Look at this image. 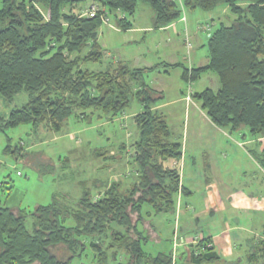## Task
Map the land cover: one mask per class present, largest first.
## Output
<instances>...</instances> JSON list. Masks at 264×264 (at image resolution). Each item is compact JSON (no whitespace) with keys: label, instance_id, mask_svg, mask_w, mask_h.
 I'll use <instances>...</instances> for the list:
<instances>
[{"label":"trees","instance_id":"16d2710c","mask_svg":"<svg viewBox=\"0 0 264 264\" xmlns=\"http://www.w3.org/2000/svg\"><path fill=\"white\" fill-rule=\"evenodd\" d=\"M82 1L2 0L0 94L13 101L25 91L29 99L8 115L0 114V131L7 133L31 124L35 129L45 125L58 133L72 115L81 117L77 110L85 114L84 119L113 120L136 97L143 107L134 115L139 130L131 154L136 179L124 190L117 182L108 185L97 199L83 183L75 208L59 205L56 199L29 213L0 206V264H67L85 251L87 241L99 264H174L173 251L153 254L145 247L155 239L152 233H158L145 216L144 205L155 215H174L179 193H187L181 185L179 166L182 142L172 139L167 117L154 109L165 94L147 83L146 73L160 65L181 66L183 80L191 84L207 71L216 72L219 89L208 87L189 96L201 103L217 126L231 131L245 129L257 139L264 137V0H183V7L176 0H96L99 10L95 16L63 9L66 4ZM139 2L153 9L157 28L180 19L185 8L210 11L225 4L237 17L230 25L220 22L209 30V61L205 66L162 62L133 68L121 61L105 70L83 68V63L104 60L98 41V29L104 24L101 15H114L118 27L128 30L132 23L127 17L134 15ZM10 140L8 137L6 150L20 152ZM258 157L264 167V157ZM29 215L34 218L32 230L26 226ZM68 219L73 224H67ZM106 237L112 238L107 247L113 249L112 257L109 249L102 248ZM185 262L232 264L221 260L211 237L191 244Z\"/></svg>","mask_w":264,"mask_h":264},{"label":"rangeland","instance_id":"374dc122","mask_svg":"<svg viewBox=\"0 0 264 264\" xmlns=\"http://www.w3.org/2000/svg\"><path fill=\"white\" fill-rule=\"evenodd\" d=\"M94 3L98 4V1L96 3V0H84L76 4H66L63 9L66 13L75 11L81 13V15H86V11H89ZM1 6L2 0H0ZM41 8L42 12L46 13V9L43 6ZM144 12L148 17L147 13H153V9L147 3L139 2L135 15L131 18L138 20V17ZM184 13L189 18L191 33L197 34L204 42V45L199 46V40L194 37L195 43L198 45L196 47L191 35L188 33L184 35L183 41L189 53L187 60H190L191 56L187 44L188 39L193 44L192 48L194 46L196 50L201 49L200 52L208 51L207 37L209 30H214L220 25V22L230 25L233 19L237 17L225 4H220L210 11L200 8H185ZM111 18L115 20L114 15ZM179 27L184 29L183 24H179ZM129 36L124 32L119 35L110 34L103 39V43L115 50L116 47L119 48V42H124L130 38ZM139 41L140 45L145 44V40L140 38ZM125 45L127 44L125 43ZM124 48H127V46ZM186 59L183 61L188 65ZM102 64L103 62H87L83 63L82 67L96 71L105 70L107 67ZM181 71L182 68L178 67V69L172 70L170 76L164 77L168 86H171L165 95L167 100L174 97L180 89H184V92L189 95L208 87L215 90L220 87L218 75L212 70L204 74L202 79H198L191 84L180 77ZM28 99V93L25 91L16 95L13 101L6 100L0 94V114L8 115L12 109L21 107ZM187 101L192 103L193 99L188 96ZM185 104V101H178V103L167 108V111L177 109L167 117L173 132V140L175 139L174 134H178L183 127ZM138 107H141V104L136 97H133L126 112L113 120H104L97 117L84 119L85 114L77 110L81 117L72 115L66 121L62 131L58 133L45 125L35 129L31 124H23L8 129L7 133L0 131V206L24 209L29 213L33 212L39 204H49L56 199L59 205L75 208L82 195L83 183L95 192L96 199L101 197L108 185L114 182L118 183L121 190L130 188L137 175L131 164V154L134 151L132 143L139 137V130L134 121V115L138 113L136 112ZM8 137L11 138V146L13 148L19 147L20 152L6 150L9 144ZM123 146L125 147L123 148ZM238 151L241 152L240 154H244L240 148H238ZM186 161L187 168L183 170V180L189 183L192 177L189 173L193 169L187 158ZM194 191L198 192V190ZM144 213L147 218L155 215L149 205H144ZM192 214L189 211V215L192 216ZM218 217L221 219V215H218ZM151 220L156 232L162 239V243H160V246L154 247L152 241L154 239H151L145 246L146 249L151 252L157 250L168 251L173 243L169 240L175 215L156 214ZM208 220L206 216H202L201 220L198 221L197 228L193 231L194 236L195 232L198 236L208 232ZM33 222V216L29 215L26 219V226L31 230L33 229ZM67 224H73L72 219H68ZM177 228L179 234L181 232V228L177 226L174 235ZM152 235L157 238V235L153 233ZM104 239L106 241H104L102 248L107 250L112 238L106 237ZM88 245H90V241H87L85 251L75 256L67 264H99L95 257V251ZM108 253L112 257L113 249H109ZM122 256L124 257V255ZM122 256H119L120 259L123 258Z\"/></svg>","mask_w":264,"mask_h":264},{"label":"crops","instance_id":"0c3cea01","mask_svg":"<svg viewBox=\"0 0 264 264\" xmlns=\"http://www.w3.org/2000/svg\"><path fill=\"white\" fill-rule=\"evenodd\" d=\"M184 12L185 9L177 21L158 28L154 24V11L148 12V17L144 12L138 20L127 17L132 23L128 30L119 28L115 20H112V25L103 24L98 29V41L105 52L102 65L115 67L122 61L133 68H148L162 62L187 67L205 66L209 61V52L204 48L202 52L194 48L195 45H204V42L197 34L191 33L189 18ZM179 24H183L184 29ZM121 32L130 35V38L119 42V48L114 50L103 43V39L110 34L119 35ZM187 33L194 43L189 50L190 60L186 59L189 53L183 41ZM194 37L199 40L198 45ZM140 38L145 40L144 45H140ZM185 59L188 65L183 61ZM178 67L181 66L167 68L160 65L146 73L147 83L166 95L171 86H168L164 77L170 76L172 70ZM182 72L183 68L180 72L183 79ZM188 96L184 89H180L174 97L168 100L165 98L154 107L168 117L177 110L167 111L169 106L178 101L186 103L184 124L181 131L174 134V140L182 142L183 155L179 166L181 185L187 189V193L185 196L179 193L177 198L175 221L169 240L173 246L171 244L168 251L174 249V232L179 226L184 241L177 247L176 264H186V252L191 245L189 241L194 237H211L214 249L223 261L232 264H264V167L258 157H264V137L257 139L245 129L231 131L217 126L201 107V103L192 97V103L188 102ZM142 108L138 107L136 112H141ZM238 148L244 154H240ZM186 158L193 169L189 173L192 175L189 183L183 180V170L187 168ZM189 211L193 213L192 216ZM217 214L221 215V219ZM153 216L150 218L153 219ZM202 216L209 219L208 232L201 236L195 232L194 236L193 231ZM152 241L154 247L162 243L159 234ZM159 251L164 250L152 253Z\"/></svg>","mask_w":264,"mask_h":264},{"label":"built area","instance_id":"2783aa9c","mask_svg":"<svg viewBox=\"0 0 264 264\" xmlns=\"http://www.w3.org/2000/svg\"><path fill=\"white\" fill-rule=\"evenodd\" d=\"M176 1L179 2V4L181 6H183V0H176ZM98 10H99L98 5L94 3V4L91 5L90 10L89 11L87 10L85 14L86 15H90V16H95L98 13ZM117 12L120 13L121 16H125V14L122 13L120 10H118ZM111 16H112V14H108V13H105V14L101 15V19L104 22V24H111V21H112ZM183 19H185V16L183 17ZM187 41H188L187 44H188L189 50H191L193 44L191 43V41L189 39ZM202 238L203 237H194V238H192L189 241V243L196 245V244L199 243V241ZM181 241H184V239L181 238V236H180V234L178 232V228H177L176 233L174 235V249H173V261H174V264L176 263V258H177V247H178V245L180 244ZM207 245L211 246L212 243L209 242Z\"/></svg>","mask_w":264,"mask_h":264}]
</instances>
